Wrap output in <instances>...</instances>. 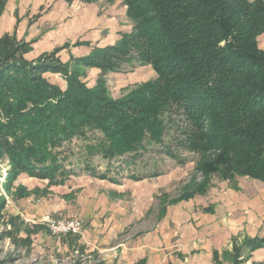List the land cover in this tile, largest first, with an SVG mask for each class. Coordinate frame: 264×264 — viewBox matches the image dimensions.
<instances>
[{"label": "trees", "instance_id": "obj_1", "mask_svg": "<svg viewBox=\"0 0 264 264\" xmlns=\"http://www.w3.org/2000/svg\"><path fill=\"white\" fill-rule=\"evenodd\" d=\"M121 2L129 31L65 62L57 54L68 43L28 60L29 42L0 36L5 179L23 173L47 180L46 187L81 174L141 179L161 173L145 163L148 153L182 163L178 151H188L199 155L200 180L172 201L205 192L214 175L264 182V0ZM4 5L0 0V15ZM143 64L154 77L111 96L105 75ZM92 67L100 72L87 86L82 78ZM258 248L262 238L244 236L222 257L246 264ZM214 264H222L216 253Z\"/></svg>", "mask_w": 264, "mask_h": 264}, {"label": "crops", "instance_id": "obj_2", "mask_svg": "<svg viewBox=\"0 0 264 264\" xmlns=\"http://www.w3.org/2000/svg\"><path fill=\"white\" fill-rule=\"evenodd\" d=\"M125 11L121 0H6L0 36L14 32L17 39L30 42L28 60L80 41L58 52L65 62L70 55L88 54L92 46L114 44L130 29ZM258 44L264 49V32ZM87 69L86 80L92 82L99 69ZM150 70L153 78L151 66ZM118 74L125 73L108 76ZM23 179L39 180L40 186L47 183L27 175ZM175 180L172 168L141 179L120 177L116 182L81 174L49 186L46 196H31L22 207L30 219L48 214L80 217L83 227L78 235L53 236L44 225L36 241L41 250L65 259L78 254L79 264H214V253L226 264L222 252L231 248L233 239L264 240L263 181L213 176L205 192L172 201L180 195L167 194ZM262 259L264 248H258L248 262Z\"/></svg>", "mask_w": 264, "mask_h": 264}, {"label": "rangeland", "instance_id": "obj_3", "mask_svg": "<svg viewBox=\"0 0 264 264\" xmlns=\"http://www.w3.org/2000/svg\"><path fill=\"white\" fill-rule=\"evenodd\" d=\"M11 34L15 35L14 32ZM66 43L69 44L65 47L66 49L70 45H74V43ZM87 70L82 80L87 86H92L100 71L95 79L89 82L86 80ZM151 72L150 66L143 64L126 67L121 72L125 74H118L116 77L115 75L108 76L111 72L107 73L105 75L107 88L111 96L120 97L129 87L151 79ZM46 74L44 75L49 77L51 81L54 80L52 78L58 79L60 82L63 81L59 74L54 73L56 74L54 76ZM119 86L124 87L119 90ZM178 155L180 158H183L184 161L182 163L167 156L149 153L145 158L146 164H150L151 162L155 163L156 169L161 172L170 168L175 169L176 180L169 187V192L167 193L171 197L182 194L193 178H196L197 182L200 180L199 175L194 172V166L199 155L188 151H178ZM8 166L7 159L5 157L0 158V201H3V207L0 209V264H79L81 257L78 254H74L72 257L65 259L57 254L45 252L36 246V241L39 239L37 232L40 228H45L42 223L43 218H27L23 212L22 204L27 203V199L31 198V196H33V199L46 196L49 192L48 187L46 185L40 186L39 184L41 183H39V180H24L23 178L26 177V174L23 173L19 174L15 179L7 181L5 179V173ZM214 177L216 178L218 176L214 175ZM34 201L30 200V203H34ZM48 215V217L56 218L54 214ZM226 261L227 263L229 262L228 260ZM246 264H249L248 260H246ZM251 264H264V259L253 261Z\"/></svg>", "mask_w": 264, "mask_h": 264}, {"label": "built area", "instance_id": "obj_4", "mask_svg": "<svg viewBox=\"0 0 264 264\" xmlns=\"http://www.w3.org/2000/svg\"><path fill=\"white\" fill-rule=\"evenodd\" d=\"M42 223L53 236L78 235L83 227L80 217H44Z\"/></svg>", "mask_w": 264, "mask_h": 264}]
</instances>
